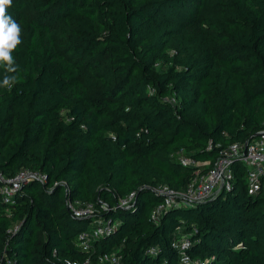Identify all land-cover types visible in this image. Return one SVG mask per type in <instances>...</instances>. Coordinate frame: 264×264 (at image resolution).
I'll use <instances>...</instances> for the list:
<instances>
[{
	"label": "trees",
	"instance_id": "1",
	"mask_svg": "<svg viewBox=\"0 0 264 264\" xmlns=\"http://www.w3.org/2000/svg\"><path fill=\"white\" fill-rule=\"evenodd\" d=\"M7 14L23 43L17 82L0 88V173L46 182L22 185L12 203L0 194V264H102L112 253L179 264L171 243L183 235L205 264H264V199L248 195L239 162L229 192L151 220L154 187L182 191L205 170L178 153L213 162L210 142L243 144L262 129L264 0H13ZM67 199L94 205L98 220L72 217ZM99 222L114 229L77 247Z\"/></svg>",
	"mask_w": 264,
	"mask_h": 264
},
{
	"label": "built area",
	"instance_id": "2",
	"mask_svg": "<svg viewBox=\"0 0 264 264\" xmlns=\"http://www.w3.org/2000/svg\"><path fill=\"white\" fill-rule=\"evenodd\" d=\"M174 103L175 100H169ZM218 149L217 157L213 162H195L187 158L183 153L176 155L177 161L184 166H195L204 168L203 174L197 175L190 181L188 186L182 191H176L166 185H160L153 188V191L162 198V203L151 213V220L158 222L162 213L169 208L181 206H194L208 202L223 192H229L233 185L232 166L239 162L246 170L247 193L253 197H262L264 199V123L262 129L257 133L256 138L250 142L233 143L227 147L221 148L219 145H213L211 142L206 150ZM36 180L42 184L46 182V176L35 172L23 170L13 178H5L0 173V194L5 203H12L13 197L21 189L22 185ZM56 185V184H55ZM134 194H130L126 199L119 200L117 208L128 209L132 206ZM66 208L76 219L98 220L99 210L92 204L71 202L67 199ZM102 209L108 210L103 204ZM264 209V207H263ZM114 229L109 223L102 225L98 223L97 228L81 233L77 238V247L87 251L93 240L102 236L104 233ZM173 249L178 251L179 264H205L204 262L192 259L187 253L190 248L189 236L183 235L174 239L171 243ZM119 256L116 253L104 255L100 259L102 264H118ZM66 264H90L86 259L83 263L67 262Z\"/></svg>",
	"mask_w": 264,
	"mask_h": 264
},
{
	"label": "clouds",
	"instance_id": "3",
	"mask_svg": "<svg viewBox=\"0 0 264 264\" xmlns=\"http://www.w3.org/2000/svg\"><path fill=\"white\" fill-rule=\"evenodd\" d=\"M13 0H0V69L5 73L0 88H11L17 82L19 70L13 53L23 43L21 26L7 14Z\"/></svg>",
	"mask_w": 264,
	"mask_h": 264
},
{
	"label": "water",
	"instance_id": "4",
	"mask_svg": "<svg viewBox=\"0 0 264 264\" xmlns=\"http://www.w3.org/2000/svg\"><path fill=\"white\" fill-rule=\"evenodd\" d=\"M257 136V134L255 135V137Z\"/></svg>",
	"mask_w": 264,
	"mask_h": 264
}]
</instances>
